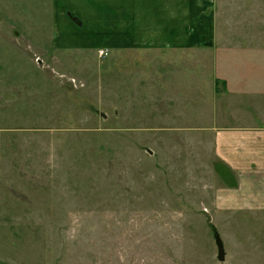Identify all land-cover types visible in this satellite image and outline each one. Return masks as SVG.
I'll return each instance as SVG.
<instances>
[{
	"label": "rangeland",
	"instance_id": "1",
	"mask_svg": "<svg viewBox=\"0 0 264 264\" xmlns=\"http://www.w3.org/2000/svg\"><path fill=\"white\" fill-rule=\"evenodd\" d=\"M214 14L191 48L101 56L57 47L51 0H0V264H264L213 129L264 119V0Z\"/></svg>",
	"mask_w": 264,
	"mask_h": 264
},
{
	"label": "crops",
	"instance_id": "2",
	"mask_svg": "<svg viewBox=\"0 0 264 264\" xmlns=\"http://www.w3.org/2000/svg\"><path fill=\"white\" fill-rule=\"evenodd\" d=\"M214 5L215 0H51V20L60 29L56 45L62 50L188 49L214 38ZM61 29L81 34L71 39ZM221 122L213 128L216 148L239 181L231 202L264 204V119L239 115Z\"/></svg>",
	"mask_w": 264,
	"mask_h": 264
},
{
	"label": "water",
	"instance_id": "3",
	"mask_svg": "<svg viewBox=\"0 0 264 264\" xmlns=\"http://www.w3.org/2000/svg\"><path fill=\"white\" fill-rule=\"evenodd\" d=\"M216 243L218 245V257L221 261L225 259V248L222 239L218 236L216 239Z\"/></svg>",
	"mask_w": 264,
	"mask_h": 264
},
{
	"label": "built area",
	"instance_id": "4",
	"mask_svg": "<svg viewBox=\"0 0 264 264\" xmlns=\"http://www.w3.org/2000/svg\"><path fill=\"white\" fill-rule=\"evenodd\" d=\"M99 53H100L101 56H105V55L108 54L107 51L104 50V49H101V50L99 51Z\"/></svg>",
	"mask_w": 264,
	"mask_h": 264
},
{
	"label": "trees",
	"instance_id": "5",
	"mask_svg": "<svg viewBox=\"0 0 264 264\" xmlns=\"http://www.w3.org/2000/svg\"><path fill=\"white\" fill-rule=\"evenodd\" d=\"M70 14V16H72L73 17V15L71 14V13H69Z\"/></svg>",
	"mask_w": 264,
	"mask_h": 264
}]
</instances>
